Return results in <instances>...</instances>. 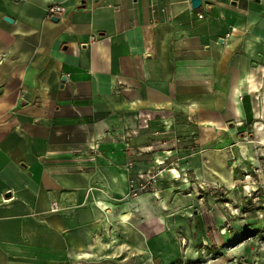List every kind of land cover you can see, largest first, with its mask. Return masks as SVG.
I'll list each match as a JSON object with an SVG mask.
<instances>
[{
  "label": "crops",
  "instance_id": "obj_1",
  "mask_svg": "<svg viewBox=\"0 0 264 264\" xmlns=\"http://www.w3.org/2000/svg\"><path fill=\"white\" fill-rule=\"evenodd\" d=\"M263 88L264 0H0V264H215Z\"/></svg>",
  "mask_w": 264,
  "mask_h": 264
},
{
  "label": "rangeland",
  "instance_id": "obj_2",
  "mask_svg": "<svg viewBox=\"0 0 264 264\" xmlns=\"http://www.w3.org/2000/svg\"><path fill=\"white\" fill-rule=\"evenodd\" d=\"M262 94L264 95V88ZM263 95L256 99L254 97L255 103L257 102L262 110ZM257 121L255 119L250 126L241 131L245 134L242 139L248 143L250 151L247 152V159H244L249 167L242 170L241 183L231 190L217 187V193L212 194V199L219 203V208L217 207L214 212L215 217L216 215L226 217L225 227L221 231L228 236L231 235L224 242L220 240L219 243L222 244L220 245L228 249L225 257L215 264H264V142H259L260 140L256 138ZM259 121L264 125V119ZM189 148L197 150L194 145H190ZM190 150L188 151L191 152ZM202 188L207 189L208 186L204 184ZM217 233L219 235L220 231Z\"/></svg>",
  "mask_w": 264,
  "mask_h": 264
},
{
  "label": "built area",
  "instance_id": "obj_3",
  "mask_svg": "<svg viewBox=\"0 0 264 264\" xmlns=\"http://www.w3.org/2000/svg\"><path fill=\"white\" fill-rule=\"evenodd\" d=\"M48 16L52 17L58 15L64 11V7L60 4L51 5L48 9ZM202 17V16H201ZM159 172H148L141 173L138 176L130 179V188L131 192L134 194L148 191L149 188L156 182L157 176H159ZM173 264H181L179 261H175Z\"/></svg>",
  "mask_w": 264,
  "mask_h": 264
},
{
  "label": "water",
  "instance_id": "obj_4",
  "mask_svg": "<svg viewBox=\"0 0 264 264\" xmlns=\"http://www.w3.org/2000/svg\"><path fill=\"white\" fill-rule=\"evenodd\" d=\"M203 0H191V5L193 9H199L202 6ZM55 21L58 20V17H53ZM5 20L12 22V20L9 17H5Z\"/></svg>",
  "mask_w": 264,
  "mask_h": 264
}]
</instances>
